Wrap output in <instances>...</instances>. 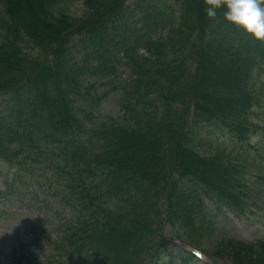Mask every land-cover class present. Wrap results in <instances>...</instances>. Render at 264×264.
I'll use <instances>...</instances> for the list:
<instances>
[{"label":"clouds","instance_id":"9594fccd","mask_svg":"<svg viewBox=\"0 0 264 264\" xmlns=\"http://www.w3.org/2000/svg\"><path fill=\"white\" fill-rule=\"evenodd\" d=\"M206 13L217 16V9H225V18L241 26L254 38L264 40V0H208Z\"/></svg>","mask_w":264,"mask_h":264},{"label":"rangeland","instance_id":"374dc122","mask_svg":"<svg viewBox=\"0 0 264 264\" xmlns=\"http://www.w3.org/2000/svg\"><path fill=\"white\" fill-rule=\"evenodd\" d=\"M35 192L38 193V190L35 189ZM27 214L32 216L34 215V211H30L29 209H27ZM238 224L240 227L239 233L241 236H244L246 238H254L257 236V232L254 228L249 227L248 225H242L240 222H238ZM13 225L14 224L4 223L1 221L0 222V233L11 232L12 227L14 229ZM9 244H10V240L8 238H5L4 235H2L1 240H0V256L4 255L5 252L9 250Z\"/></svg>","mask_w":264,"mask_h":264},{"label":"trees","instance_id":"16d2710c","mask_svg":"<svg viewBox=\"0 0 264 264\" xmlns=\"http://www.w3.org/2000/svg\"><path fill=\"white\" fill-rule=\"evenodd\" d=\"M58 17L60 18V19H57L58 22L66 21V17L64 15H60ZM46 19L49 21V20H54L55 18L47 17ZM52 28H53L52 24H46V25L42 26V35L46 36ZM250 264H252V263H250ZM254 264H257V263H254Z\"/></svg>","mask_w":264,"mask_h":264}]
</instances>
